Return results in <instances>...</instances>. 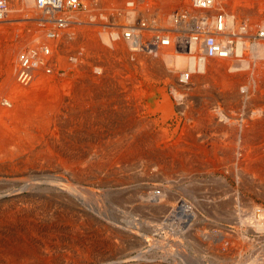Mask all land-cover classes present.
<instances>
[{
    "label": "bare ground",
    "instance_id": "1",
    "mask_svg": "<svg viewBox=\"0 0 264 264\" xmlns=\"http://www.w3.org/2000/svg\"><path fill=\"white\" fill-rule=\"evenodd\" d=\"M7 1L9 10L0 22L16 19L12 14L22 10V13L18 12L19 15L22 14L19 19L23 20L18 21L19 26L31 23L32 20H36L40 26L38 25L39 27H36L33 33L30 31L31 34L23 35L15 47L10 45L4 54L6 64L4 69L7 70L8 75L5 74L8 78L4 75V80L0 79V264H47L52 258H50V252L39 250L40 246H37L35 240H41L44 247L49 248L50 239L60 233L54 234L55 231L58 232L54 226L56 222L79 221L87 223V226L95 224L103 229L104 224L108 223V216L102 209L104 207L102 204L117 203L122 195L120 186L126 185L128 188L130 185L125 181L130 180L132 174L138 171L135 167L137 171L132 173L135 164H138L145 173L151 166L160 165L157 163L162 159L161 155L164 151V158L173 159L172 162H175L180 169L185 168V164L188 166L189 154L192 153L189 148L193 146L194 141L191 138L186 141L183 137L185 134L188 136L191 134L190 129L180 127L184 130H180L183 133L178 131L180 135H177L174 132L177 137L168 139L163 131L156 132L155 137L146 133L148 122L146 125L133 123L132 112L134 111L132 110L136 109L135 105H138L136 101L140 97H149L147 95L149 92L146 93L144 88L141 90V87L137 89L131 86L134 81L132 73L137 71L136 68H140L138 71L142 77L145 76L146 81L151 80L150 78H157L156 80L160 79L164 82L171 80L170 84L173 83L170 91L175 102L183 101L184 94L190 87L199 89L201 86L207 88L208 92L220 86V89L226 88L233 92L232 94L230 92V98L236 97L235 94H237L243 102H250L253 98L255 100V92H262L260 87H264V63L261 62L264 61V15H256L264 10V0H212L211 4L204 9L195 7L193 0H81L85 8L82 11L67 8V0H63V9L58 12H53L57 9L40 6L37 0H20L21 5L17 4L19 1H14L11 5L9 2L11 0ZM180 11H187L190 15L198 17L206 15L207 19L194 34L185 38L187 43L182 41L181 45H178L179 39L183 37L180 36L174 22ZM50 13L51 16L48 15ZM242 15L247 17L246 20L241 19ZM41 19L49 20V22L42 24ZM137 23L138 26H135ZM141 25L145 29L138 28ZM11 27L9 29H12ZM16 30L18 32V28ZM210 36L219 46L218 51L212 55L208 53L205 43ZM164 38L168 39L167 45H164ZM186 47H189V53ZM21 54L28 58L29 63L23 69L18 67ZM224 67L225 69L221 72V68ZM19 70L23 71L21 76L17 74ZM228 74L235 75L228 76ZM167 96L163 93V100L153 102L155 105L152 108L155 111L163 110L170 115L173 105ZM205 100L204 102H207ZM217 108L216 112L220 113L218 118L226 120L227 128L236 134L234 141L230 139L232 144L229 151L228 149L226 151L238 160L241 156L243 157L242 162L246 167L245 169L239 167L241 171L264 180V142H262L264 139L260 140L258 137L264 136V110L249 112L248 115L251 116L249 118L252 120L248 121L247 117V121H244L245 115L236 117L237 114L245 111L241 108L236 109L233 105H230L229 109L228 107ZM139 110L136 109L137 112ZM226 110L232 114L230 113L229 116L228 112L225 113ZM209 113L211 115V111ZM200 119L197 117L198 121ZM195 124L197 127L198 123ZM200 125L196 131L203 128V126L199 127ZM204 125L207 126V124ZM211 129L212 126H210ZM226 131L229 132L226 129L224 133ZM159 137L161 140L164 138L163 147L156 140ZM203 142L206 144L204 140ZM210 146L214 153L225 152L226 146L216 145V142ZM199 148L197 150H200ZM216 159L217 156L214 159L215 164ZM218 159L220 161V158ZM190 161L191 159L189 163ZM230 162L232 163V159ZM165 164H162L166 166L162 168V171L167 179L171 177L169 172L172 170L169 171L170 168ZM230 166L232 168V165ZM50 167L56 168L60 173L53 175L42 172ZM32 169H39L40 171L37 170V172L41 174L30 175ZM121 172H125L124 178L120 177ZM151 175L153 174L151 173L150 177L154 176ZM235 177V181L236 179L240 181V177L236 174ZM138 179V177L135 178V183ZM144 186L143 189L146 191L148 187ZM161 186L164 185L161 184ZM149 188L148 190L153 189ZM145 191L138 197L139 202L132 203L134 215L130 214V220L125 221V227L123 226L125 241L128 248L136 252L137 262L139 260L140 264H164V261H177L178 264H203L200 261H190L183 253H174L169 243L168 233L164 239L167 240L165 242L168 246L167 253L163 251L158 255L149 250L152 235H154L152 231L164 224V219L170 221L169 231L175 233V236L179 234L176 237L178 238L180 235L185 236L184 230L193 225L197 216L196 210L182 205L174 200L175 197L173 198L172 195L169 197L172 202L168 201L164 204V201L157 200V198L164 200V195L159 192ZM235 191L236 198H239L240 193ZM233 210L232 220L238 224L243 237L244 231L252 222L250 218L252 214L256 213L257 216L264 218V209L254 203L240 202ZM215 212L217 213L216 210ZM221 213L224 212L221 211ZM119 226H116L117 232H114L117 236ZM78 229L76 230L79 231ZM192 231H195L196 235L205 234L204 229L201 228ZM67 238H70L71 242L75 241V236ZM230 239L229 235L221 232L219 242H216L217 240L216 243L212 242L213 246L210 247L215 257L211 256L216 259L215 261L219 260L222 264H262L264 261L262 252L254 255L248 252L249 255L245 253L243 255L245 246H251V243L248 244L246 240L239 247L230 245L222 249V246L224 247L226 242L229 243ZM164 240L157 241L156 247L164 243ZM81 256L87 255L82 253Z\"/></svg>",
    "mask_w": 264,
    "mask_h": 264
},
{
    "label": "rangeland",
    "instance_id": "2",
    "mask_svg": "<svg viewBox=\"0 0 264 264\" xmlns=\"http://www.w3.org/2000/svg\"><path fill=\"white\" fill-rule=\"evenodd\" d=\"M14 1H17V2L19 1L17 4L18 5H21L20 4V0H13V1L11 0V1H9L10 2V5ZM18 12L19 13L20 12L22 13L23 11L22 10H17V13L15 11L12 14V16L15 15L14 17H16V19H10L9 21H2V22H0V47H1L0 48V72H1L0 73V77H1L0 79H3V80H4V75H5V77H6V74L8 75L7 70L4 69V67L6 68V66H5L6 64H5V60H4V58H5L4 57V54H5L6 50L10 47V45H11V47H15L17 45V43H19L21 41L20 38H22L23 35L33 33L34 32L33 30L36 27H39L40 26L36 20L35 21L32 20L31 23L28 22V23H25V24H21V26H19L20 25L19 22H22L23 20H20L19 19L22 14L19 15ZM152 13H154V12H152ZM258 14L260 16H263L264 15V10H261L260 13H256V15H258ZM11 18H13V17H11ZM242 18L244 20H246L247 17L245 18L244 15H242L241 16V19ZM12 20L14 22H16V23H14ZM143 20L144 21H147L146 19H143ZM10 21H12L13 23L10 22ZM33 24H34V26H33ZM35 24H36V26H35ZM2 27L3 28L4 27H7V28H4L5 29L4 30ZM10 27L14 30L13 32H12V29H9ZM17 28H18V32L16 30ZM9 30H10V32H9ZM30 31H31V33H30ZM6 35H7V37H6ZM14 36H15V38H14ZM8 37H10V38H8ZM6 38H8V39H6ZM15 58H16V56H15ZM1 61L3 63H1ZM140 65L138 64V66H140ZM138 68H136L137 71H135L134 73H132L133 76H134V78L132 77V79L134 81H132L133 83L131 84V86L134 87V88H137V89L139 87H141L140 88L141 90L144 88L143 90L146 91V93L149 92L147 94V95H149V97L148 98L147 97L146 98L140 97L139 100L136 101V103L138 105H135L134 104L136 106L137 111L139 109L140 110H139V112H137L135 108H134V110H132V111L135 112V113L132 112L133 113V118H132L133 123H136L135 125H141V124H145L146 125L147 122H148V124L146 125L147 126L146 127V131H145L146 133H148L149 135L151 134L150 136H152V137H155V135H157L156 132L159 131L158 133H160V132L163 131L164 132V135H166L168 139H174L175 137H177V135H180L178 133V131L180 132V130H183L182 128H188V129H190L191 130V132H190L191 134L189 136H188V134H185V136L183 134V136H184L183 139L187 141L188 138H191L194 141L192 145L193 146L196 145V146H194V147L193 146H190V148H189V150H191L190 152H192L193 154L192 153L189 154V157L190 158L188 159V166H187V164H185V166H184L185 168H181L180 169L178 167V165L176 166L175 162L174 163L172 162V161H174L173 159H169V157H165L164 158V151L162 152V155H161V156H163L162 159L164 158V161L161 159L160 162H162V163H160V162L157 163V164H160L159 166H157V165H156L157 167L156 166H153V167L151 166L150 168H148V170L145 173L138 166V164H135L134 165V170H132V173H134V171L136 172L138 170L136 172L137 175H136V173H134V175L132 174V177L130 178L131 181L130 180H126L125 181V182H127L126 184L130 185L128 188H127L126 185H123V186L121 185L120 186V188H122V190H121L122 191V195H120L121 198L117 201V203L112 204V203H108V202L106 203L105 202V203L102 204V205H104V207H102V209L106 211L107 216H108V220H107L108 223L107 224H104L103 229H101V227L99 228V226H97V225L95 226V224H88V226H87V223H80L79 221H74V222L59 221V222L54 223L55 228H57V230H58V232L55 231L54 234H56V233L58 234L60 232L58 235H56V237H54V238H56L57 241L54 238H51L50 239L51 240L50 241L51 244L49 243V245H48L49 248H46V247H44V245H43L44 243H42L41 240H39V239H36L35 240L34 239L37 242V246H40V248L39 247H35V246H34V248H39V250L42 249L41 251H44L46 253H49L50 252V258L51 257L52 258H51V261H48L47 264H49L50 262H51L50 264H54L53 262H55V264H128V263L129 264H136V263L137 264H140V261L138 260V262H137V260H136L137 259V257H135V253L136 252L134 250L131 251L128 248V244L125 241V233H123V231L125 229L124 228L125 227V221L128 222V220H130L129 215L132 214V213L134 215V210H133L134 209V206H133V204L139 202V200H138L139 198L138 197H140L141 194L143 193V191H145L143 189L145 187L144 185H147L148 188L150 187L149 189H151V188H153V189L148 190V188H147L145 192H147V191L148 192H152V193L159 192L160 194L164 195V200L157 198L158 201L159 200L160 201H164V204L167 203L168 201L169 202H172V200L169 199V197H171V195H172L173 198L175 197L174 200L182 203V205L188 207L191 210H194V211L196 210L195 213H196V216H197L196 217L197 219L193 223V225L191 227H189V228H186L187 230H184L185 233H186L185 236L182 237L180 235V237H178V238H176V237L179 234H177V236H175L176 235L175 233L169 231V227H170L169 226V222L170 221L168 219H164L165 220L164 221V224H162L161 226H159L158 229H155V230L152 231L154 233V235H152V237H153L152 238V244L149 247L150 248L149 250L151 252L158 253V255L160 253L162 254L163 251H164V253H167L168 250L166 251V249L168 248V246L165 245V242L167 240H164V239L169 234L170 235V236H168L169 237V240H170L169 243L171 244V247L174 250V253H177V252L178 253L179 252L180 253H183L190 261H200L203 264H210L209 262H211V264H213V263H215V264H222L219 260L218 261H215L216 259L214 258L215 257L214 251H212V249H211L210 246L211 245L213 246V243L219 242V240H218L219 239V235L221 234V232H224L225 234L229 235L231 237V239H230V242L229 243L226 242V244H225L224 247L222 246V249L228 248L230 245H238V247H239V245L243 244L244 241L246 240V241H248V244L251 243L250 244L251 246L250 245H249L250 247L245 246L243 255H245V254H248L249 255V253H250V255L251 254L254 255L255 253H258V252L264 253V218H261L259 215L257 216L256 213H254L255 215L252 214L250 216L252 222H250V224L248 225L249 228L244 231V237H243L241 235V232L239 231L238 224H235V221L232 220V216L233 215H231L232 210L234 208H236L237 203H240V202H242V204L254 203L256 205L261 206L264 209V180L259 179L255 175L254 176H251L249 173H246V172L244 173L243 170L241 171L240 169L242 167L244 169L246 167V165H244V163L242 162L243 161V157L241 156L242 158L240 157V159L238 160V159H236L234 157V155H231V154H229L227 152V151H229V147L232 144L231 140L233 139L232 141H234L236 139L235 138L236 134L232 133L230 131V129L227 128L228 122L226 120H223L222 118H218L220 116V113L219 112H216V110H214V109L210 110L211 108H210L209 97H208L209 96V92L207 91V88H204L203 86H201L199 89H194V87H190V89H187L186 92H185V94H184L185 95L184 96L185 99L183 101L177 100L175 102L174 101L175 99H174V97H173V95H172V93L170 91L171 85L173 83L172 82L170 84V81L171 80L168 79L167 82H164L163 80H160V79L159 80H156L157 78H154V79L150 78L151 80H147L146 81V79L144 78L145 76L142 77V75L138 71ZM2 70H3V72H2ZM14 74H15V72H14ZM230 75L232 76V75H235V74H228V76H230ZM6 78H8V77H6ZM136 78H138V79H136ZM142 84H143V86H142ZM165 86L167 87V89H166ZM260 88H261L260 90H263L262 88H264V87H260ZM5 89L7 90V88H5ZM200 89H201V91H199ZM204 90H205V92H204ZM263 92H264V90H263ZM163 93H164V95H166V96L168 95L169 96L170 102L172 101L171 102V105H173V110H171L172 113L170 115L164 113L163 110L156 109V111H155V109L152 108V106L155 105V103H153V102H156V101L160 102V101L163 100ZM204 95H205V97H204ZM205 98H207V100H205ZM204 100L207 101V102H204ZM142 103H144L145 105L142 104ZM150 103H151V106H150ZM206 108H208V109H206ZM190 109H192V110H190ZM198 110H200V111H198ZM210 111H211V115L209 113ZM203 112H204V114H203ZM205 112H207V113H205ZM226 112H228V115L230 116V113L231 112H229L227 110L225 111V113ZM249 112L251 113L253 111H246L245 110V111H243L242 114H237L236 117H239L240 115L242 117V116L245 115L244 118H243V120L244 121L245 120L247 121V119L250 116V115H248V114H250ZM208 113H209V115H208ZM189 115L191 116V118H190ZM139 117H143V118H139ZM166 117H168V118H166ZM197 117H198V119L201 118L199 120L200 122L197 120ZM147 118H150V119H147ZM178 118H179V120H178ZM154 119H156V120H154ZM231 119H233V118H231ZM233 120H231V121H233ZM251 120H252L251 118L248 119V121H251ZM153 123L154 124L156 123V124L154 125ZM161 123H163V124H161ZM184 123L186 124V126H185ZM195 123H198V125H200L199 123H201V125L199 127L203 126V128L201 127L199 129V131H196V130H198V125H197V127H195L196 126ZM215 123H221L222 125L221 126H215ZM204 124H207V126L204 125ZM211 124H213V125H211ZM160 125H161V127H160ZM152 126H154V128ZM189 126L190 127L193 126L191 128L194 129L195 131H193ZM208 126H209V129H208ZM210 126H212V129L211 130H210ZM180 127H182V128H180ZM213 127L214 128L216 127L218 129H216V128L214 129ZM204 128H205V130H204V133H203V129ZM222 128L224 129L223 131L220 130ZM226 129L229 130V132L226 131V133H224V131ZM219 130H220V132H219ZM154 131H155V133H154ZM174 132L177 135L174 134ZM180 133H183V132L181 131ZM196 133H198V134H196ZM172 134H173V136H172ZM206 134H207V136H206ZM193 136H195V137L197 136V137L196 138L195 137L193 138ZM212 137H214V138H212ZM258 137H260L259 138L260 140L262 138L264 139V136H258ZM156 140L159 143H161L160 146L164 142V138L161 140L160 137H159V139L156 138ZM199 140H201V141H199ZM203 140L206 142V144L203 142ZM211 140H213V141H211ZM224 141L226 142V144H225ZM213 142H216V145H222L223 147L226 146L225 147V152H221L220 153V152L217 151L216 153H214L213 151H211L212 150L211 149L212 147L210 146V144H212ZM262 142H264V140H262ZM199 143H202L203 145L205 144L206 147H204L205 145L203 146L202 144H199ZM207 143H209V144H207ZM207 146H208V148H207ZM161 147H163V145ZM195 147H197V148L195 149ZM198 147H200L199 148L200 150H197ZM202 148H203V150H202ZM227 153H228V155H227ZM198 154H200V155H198ZM201 154H203V155L201 156ZM215 156H217V159H216L217 160L216 161L217 163L216 164H215V160H214L215 159ZM218 156H220V157H218ZM210 157H212L213 160ZM218 158H220V161L221 162L219 161ZM190 159L192 161V162L190 161L191 164L189 163V160ZM206 159L208 161V162L206 161L207 163L205 162ZM231 159H232V163L230 162ZM168 160H170V162H168ZM202 160H204V161L202 163H200V161H202ZM165 161H166V164L168 165V167L170 168L169 171L172 170V171L169 172L170 173L169 175H171V177H169L167 179H166V177H164L165 176L164 175V171H162V168L163 167H166V166L162 165V164H165ZM171 163H172V165H171ZM196 163H199V164L197 165ZM204 164H205V166H204ZM212 164H213V166H212ZM191 165L194 166V167H192ZM206 165L208 167H206ZM230 165H232V168H231ZM197 166H198V168H197ZM135 167H137V170H136ZM239 167H241V168H239ZM159 168L161 169L160 171H159ZM230 169H231V171L229 172ZM238 169L240 171H238ZM37 170H39V169H32V170H30V173L29 174L32 175V174L39 173V172H37ZM163 170H165V169H163ZM174 171H175V173H173ZM208 171H210V172H208ZM42 172L48 173V174H53V175H56V174L60 173V171L57 170L54 167L53 168L52 167L45 168ZM150 172L154 175V176L151 175L153 177H150V174H151ZM189 172H192V173H189ZM194 172H195V174H193ZM142 173H143V175H142ZM146 173H150V174H146ZM234 173L236 174L237 177H240V181H238L237 179H236L237 182L235 181V178L236 177H235V174ZM39 174H41V173H39ZM124 175H125V172H121L120 173V177L121 178H124ZM160 175H161V177H158ZM183 176H186V177H183ZM137 177L139 179L136 180V183H135V178L137 179ZM162 177H164V178L162 179ZM247 178H248L249 181L247 180ZM140 179H141V181L142 180L143 181L142 182L139 181ZM144 179H146V180H144ZM260 180H261V182H260ZM129 181H130V183H129ZM132 182L134 183L133 186H132V184H133ZM144 182H145V184H144ZM160 183L162 185H164V186L162 187ZM169 183L171 185H169ZM175 183H176V185H175ZM249 186H251V187H249ZM154 188H156V189L154 190ZM132 189H134V190H132ZM232 190H233V193H232ZM235 190H237V192L240 193L239 198H236V196H235V192L236 191ZM139 191H141V192H139ZM127 193H128V195H127ZM241 193L243 195H241ZM168 195H170V196H168ZM232 196H233V198H232ZM241 197H243V198H241ZM125 198H127V199L125 200ZM122 203H123L124 206L123 205H120ZM213 207H216V209H213ZM130 208H131V210L129 211ZM218 209H219V212H218ZM227 209L230 210V211H228ZM215 210L217 211V213L215 212ZM221 211H223L224 213H221ZM226 212H227V214H226ZM73 224H74V226L76 225V227H74ZM119 224H122V225L119 226ZM84 225H86V226H84ZM116 226H119V227H117L118 230H119V232H118L119 233L118 234L119 237L114 234V232H117V231H115ZM155 226H156V224H155ZM195 227L196 228H201L202 230L204 229V233L205 234H201L200 233V234H197L196 235L195 231H192V230H196ZM105 228H107V230ZM71 229H72V231H69ZM76 229H78L81 232L77 231ZM88 230H89V232H88ZM65 231H66V235H65ZM101 232H102V234H100ZM72 233H73V235H72ZM61 234H62V236H64V238L61 236ZM72 236H75V241L74 242H71V239L70 238H67V237H72ZM83 237H85V238L87 237V239H85ZM170 237H172V238H170ZM95 238H97V240ZM186 238H188V239H186ZM82 239H84V240H82ZM161 239L164 240V243H162L161 245H158L156 247L155 244L157 243V241H160ZM221 239L223 240L225 238H221ZM221 239H220V241H221ZM89 240H92V241H89ZM94 240H96V241H94ZM178 240H180V241H178ZM80 242H81V244H80ZM180 242H181V244H180ZM183 242H185V243H183ZM209 242H211V244H209ZM74 243H75V245H74ZM83 243H84V245H82ZM87 243H89V244H87ZM100 243H102V244L100 245ZM104 243H106L107 246ZM46 244H47V242H46ZM77 245H79V246L81 245V246L79 247ZM252 246H253V249H251ZM99 247H100V249H99ZM96 248L99 249V251ZM261 250H263V251H261ZM90 251H91V253H90ZM95 251H97V252H95ZM82 253L83 254H86L87 256H81ZM87 253H89L90 255H92V257L89 254H87ZM259 254L257 255V257L259 256ZM55 255L58 256V257H56ZM66 255H68V256H66ZM156 255H154V256H156ZM211 255L214 256V257L212 258ZM73 257L74 258L77 257V258L74 259ZM262 259H263V255H262ZM164 264H178V262L177 261L176 262H174V261H169V262L164 261ZM262 264H264V261H262Z\"/></svg>",
    "mask_w": 264,
    "mask_h": 264
},
{
    "label": "built area",
    "instance_id": "3",
    "mask_svg": "<svg viewBox=\"0 0 264 264\" xmlns=\"http://www.w3.org/2000/svg\"><path fill=\"white\" fill-rule=\"evenodd\" d=\"M37 1H38V4L42 7H45V8L49 7L51 9H57L53 12H58V11H61L63 9L62 8L63 0H37ZM211 1L212 0H193V3H194L195 7H197V8L199 7L201 9H204L211 4ZM66 4H67V8L80 10V11L85 9L81 0H67ZM8 10H9L8 1L7 0H0V20L4 19L6 17ZM48 11H50V9H48ZM50 12H52V10ZM48 15L51 16L52 14L50 13ZM218 17L220 19L221 16L219 15ZM58 18H61V17H58ZM206 19H207L206 15L198 17L196 15H190L187 11H180L177 14L175 22H174L180 36L183 37L182 39H179L178 45H181L182 41L183 42L186 41L185 38H187L188 35L190 36V35L194 34L195 30L197 28L201 27ZM41 21H43L42 24L49 22V20H43V19H41ZM59 22H61V20H59ZM135 26H138V23ZM138 28L145 29L142 25H141V27L139 26ZM125 33H130V32H125ZM260 34H261V32H260ZM127 36L129 37V35H127ZM163 40H164V45H167L168 39L164 38ZM186 43H187V41H186ZM205 43L207 46L208 53L210 55L215 54L218 51L219 46L214 41L213 37H211V36L208 37ZM186 46H187V44H186ZM185 49L189 53V47L188 48L186 47ZM28 65H29L28 58L25 57L23 54H21L20 55V63L18 66L19 69H23L24 67H26ZM17 74L19 76H21L23 74V71L19 70V73H17ZM24 75H26V73H24Z\"/></svg>",
    "mask_w": 264,
    "mask_h": 264
},
{
    "label": "crops",
    "instance_id": "4",
    "mask_svg": "<svg viewBox=\"0 0 264 264\" xmlns=\"http://www.w3.org/2000/svg\"><path fill=\"white\" fill-rule=\"evenodd\" d=\"M261 62H263L264 63V61H261ZM225 69V67L224 68H221V72L223 71ZM243 70V69H242ZM218 87V88H217ZM222 88V87H221ZM219 89H220V86H216V87H214V89H212L210 92H209V104H210V108L211 109H213L214 108V110L218 107V106H220V107H218L217 109H221V108H223V109H226L227 107H228V109H229V106L231 105H233L234 106V108L236 107V109H239V108H241L242 110H246V111H253V110H264V92H263V90H264V88H262L263 90H262V92H259V91H256L255 93H256V97H255V100H254V98H253V100H250V102H248V101H245V102H243V100L241 99L240 100V98L239 97H237L238 95L237 94H235L236 95V97H233V98H230V96H231V94L233 93V92H231L229 89V92H228V90L225 88H223L224 89V91H223V89H220V91H219ZM222 90V91H221ZM225 92V93H224ZM230 92H231V94H230ZM221 93V94H220ZM227 93V94H226ZM223 94H225V95H223ZM229 94H230V96H229ZM240 94L242 95L243 94V92L241 91L240 92ZM221 98H220V97ZM228 100H227V99ZM226 99V100H225ZM234 100V101H233ZM237 100V101H236ZM239 100V101H238ZM211 101H212V103H211ZM236 101V102H235ZM221 102H223V103H221ZM235 102V103H234ZM217 103V104H216ZM233 103V104H232ZM238 103H240V104H238ZM241 103H243L242 105H241ZM235 104V105H234ZM246 104V105H245ZM250 104V105H249ZM218 105V106H217ZM237 105H239V106H237ZM244 105V106H243ZM226 106V107H225ZM256 107V108H255ZM260 108V109H259ZM221 123H215V125L216 126H221L220 125Z\"/></svg>",
    "mask_w": 264,
    "mask_h": 264
}]
</instances>
